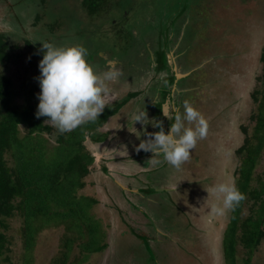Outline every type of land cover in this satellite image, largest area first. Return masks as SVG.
Here are the masks:
<instances>
[{"label": "rangeland", "instance_id": "rangeland-1", "mask_svg": "<svg viewBox=\"0 0 264 264\" xmlns=\"http://www.w3.org/2000/svg\"><path fill=\"white\" fill-rule=\"evenodd\" d=\"M108 5L90 14L81 0H0V35L5 36L12 54L8 62L0 64V76L12 80L18 93L15 103L22 105L30 93L40 91L34 79L39 75L37 65L41 55L36 54L39 42L80 44L88 50L86 60L98 73L114 64L129 78L127 86L125 79L108 82L111 92L105 98L104 109L113 107L127 91H139V96L126 102L114 115V129L123 128L125 138L130 129L141 140L145 139L143 132L156 130L150 125L133 123L130 114L135 110H144L149 120L158 117L164 124L165 115L160 119L162 108L164 113L174 107L183 112L184 101L204 117L206 135L197 141L189 160L179 170L167 164L159 169H147L144 172L147 174H138L139 183L150 185L137 186L141 191L145 189V193L161 185L162 178L180 184L177 190L172 189L174 194L170 192L161 202L158 194H127V202L134 205L132 211L141 210L144 219L140 214L135 216L134 212L125 211L122 202L131 210L125 201L118 202L117 208L122 211L116 210L104 195L105 185L84 178L86 186L81 193L97 199L93 213L100 220L101 232L109 239V245L103 252L89 254L83 260L86 254L75 242L65 264H225L221 243L230 211L223 216L207 214L212 198L204 202L205 190L220 180L234 179L243 159L236 152L245 137L253 135L258 102L252 94L261 90L264 83L259 80L264 50V0H109ZM161 30L167 33L163 42H170L164 47L163 55L167 58L172 55V61L166 63L160 58L162 52H158L160 67L169 68L165 78L163 73L150 71L154 59L151 64L143 65L139 57L144 51L143 42L152 36L160 37ZM173 55L181 60L176 61ZM152 102L157 107L149 110ZM125 121L129 128H125ZM167 122L165 133L173 121L167 119ZM50 126L52 131L47 137L53 146L60 132ZM112 135L109 141L84 142L88 151L97 155L94 166L98 154L106 156L109 147L124 142L117 131ZM144 152H138L140 159ZM261 178H264V149L251 186L255 187ZM253 202L244 206L243 219L253 214ZM160 209L163 212L158 215ZM21 221L18 216L6 220L9 252L0 259L1 264H25L26 257L28 264H59L65 251L64 229H42L33 250L26 253L19 234ZM145 221L150 222L155 232L158 228L165 230L158 243L149 227L141 241L136 237L132 244L120 238L116 240L117 234L132 238L130 230L137 232V227L145 225ZM236 256L237 264H246L248 256L240 245ZM247 264H264V239Z\"/></svg>", "mask_w": 264, "mask_h": 264}, {"label": "trees", "instance_id": "trees-1", "mask_svg": "<svg viewBox=\"0 0 264 264\" xmlns=\"http://www.w3.org/2000/svg\"><path fill=\"white\" fill-rule=\"evenodd\" d=\"M81 1L90 14L101 6L109 7V0ZM11 58L6 38L0 35V64ZM261 63L259 80L264 82V50ZM261 88L252 94L258 102L253 135L245 137L236 152L243 159L234 179L244 199L229 212L221 243L225 264H237L239 245L247 253V264L264 239V178L258 179L255 187L251 186L264 149V83ZM30 94L22 105H17L18 93L12 80L0 76V259L9 252L6 220L18 216L22 220L19 234L26 253L33 250L35 238L42 229L62 227L65 251L59 264H65L75 242L86 254L84 260L89 254L103 252L109 245V239L101 232V222L93 213L97 199L81 193L86 186L84 178L95 161L84 142L105 141L107 135L100 129L138 92L129 93L113 107L104 109L97 120L60 133L53 146L47 137L52 127L44 123V117L35 116L38 100L35 93ZM250 201H254L253 214L243 219V208ZM130 231L138 236L134 230ZM28 263L26 257L25 264Z\"/></svg>", "mask_w": 264, "mask_h": 264}, {"label": "clouds", "instance_id": "clouds-1", "mask_svg": "<svg viewBox=\"0 0 264 264\" xmlns=\"http://www.w3.org/2000/svg\"><path fill=\"white\" fill-rule=\"evenodd\" d=\"M39 75L34 79L40 91L35 116L44 117V123L52 125L58 132H71L89 121L97 120L106 107V97L111 89L108 82H115L121 72L110 64L102 74L87 62L88 50L80 44H56L39 42ZM183 112L174 107L171 112L163 113L172 120L165 133L159 120H149L144 110L137 109L130 114L133 123L150 125L158 131L143 132L144 140L138 144V150L151 152L154 164L163 162L179 170L189 160L197 141L206 135V122L202 114L191 103L184 101ZM95 159V156H93ZM176 187V186H175ZM204 202L212 198L206 208L207 214L226 215L244 199L235 180H220L205 190ZM203 202V203H204Z\"/></svg>", "mask_w": 264, "mask_h": 264}, {"label": "crops", "instance_id": "crops-1", "mask_svg": "<svg viewBox=\"0 0 264 264\" xmlns=\"http://www.w3.org/2000/svg\"><path fill=\"white\" fill-rule=\"evenodd\" d=\"M140 124V123H139ZM114 125H116V119L115 116H112L108 122L100 129L101 133H105L107 135V141H109V138L112 135V132L117 131V136L121 137L123 136V139H120L124 142H119L116 146H114L112 148L109 147V149L106 150V156H101L98 154V163H96V166H92V170H90L89 175L86 177V180L89 181V179L94 180V184L97 185H105L106 187V193H104V195L108 198L109 201L112 202V205L114 206V208L116 210H119L120 212L122 211V208L120 206L121 209H118V202L121 201H125L127 202L125 196L127 194L130 195H138V194H143L145 196H148L149 194H158L159 195V199L160 202L162 200V198H168V194L173 193V190H177V187L179 188V183L178 182H172V181H167L165 178H162L161 181V185L159 186H155V188H149V190L147 191V193H145L146 191L141 189H138V185H146L147 187H149L150 185L147 183H139L138 179V174L139 173H144L147 172L145 170L150 169V168H161V167H165L167 166L166 162L162 161L161 158V162L160 163H156L154 164L150 159L153 157V155H144V157H141L142 159L139 158L140 154L138 153L141 150H138L137 146L138 144L141 142V137L137 136V135H133L132 134V130L130 129V132L127 134L128 138H125L123 134L124 129L122 128L119 129H114ZM125 128H129L128 127V123H126V121L124 122ZM134 137V139L132 140V138ZM127 140V141H125ZM105 142V141H104ZM92 144H96L91 142ZM121 143H125V144H121ZM111 149V150H110ZM141 153V152H140ZM111 154L112 158L108 157V155ZM155 166V167H152ZM147 174V173H144ZM143 174V175H144ZM145 178V177H144ZM136 179V181H135ZM144 180V179H143ZM146 180V179H145ZM144 180V181H145ZM102 181L103 184H100V182ZM134 186L136 188H134ZM176 186V187H175ZM156 189V190H154ZM173 189V190H172ZM143 200V199H142ZM123 203V202H122ZM122 207L124 208L125 211H128V213L130 212H134L135 216L137 214H140L142 216L143 212L141 210H138L136 208V210L132 211V208L134 209V205L132 203H128V205L131 207V210L126 207L124 205V203L122 204ZM119 207V206H118ZM198 210V209H197ZM161 212H163L161 209L157 212V214L159 215ZM197 213V215H199L200 213H198V211H195ZM196 215V216H197ZM143 217V216H142ZM197 217H200L197 216ZM144 219V217H143ZM147 222V223H146ZM141 223V222H139ZM145 225H140V228L137 227L138 232H135L136 230H134V232L136 234H138V236H135L133 234V232H131L132 238H127L126 235H116V240L118 238H120L124 241V242H130V244H132L133 242V237H136L138 240H142L143 236H146L148 232V227L150 228L149 231H151L150 234L153 233V235L155 236V239L158 243L159 241V236L160 235H164L166 234L164 229H160L158 228V230L155 232L154 228L152 227V225L150 224V222L145 221L144 222ZM150 237V236H148ZM135 239V240H137Z\"/></svg>", "mask_w": 264, "mask_h": 264}, {"label": "flooded vegetation", "instance_id": "flooded-vegetation-1", "mask_svg": "<svg viewBox=\"0 0 264 264\" xmlns=\"http://www.w3.org/2000/svg\"><path fill=\"white\" fill-rule=\"evenodd\" d=\"M160 30V29H159ZM158 30V31H159ZM157 31V32H158ZM162 34H163V36H162ZM165 34H167V33H165V32H163L162 30H161V33H160V37H158V38H154L153 36L151 37V38H147L146 40H145V42H143V48H144V51L143 52H141L140 54H139V57H142V60H143V65H147L148 63L149 64H151V60L152 59H154V64L152 65V67H151V69H150V71H155V73H157L158 75H162V73L164 74L163 76V78H165V77H168V75H169V68H167V69H164L162 66L160 67V62H161V60H159L158 59V52H159V50L162 52V53H159L160 55H161V57L160 58H162V60H163V57H164V61H166V63H168L170 60L172 61V55L170 56H168V58L165 56V55H163L164 54V47L165 46H168L169 45V43L170 42H168V41H166V42H163V38H164V36H165ZM178 48V46H176V49ZM179 55V54H178ZM178 55H175V57H176V61H180L181 59L180 58H177V56ZM173 57H174V55H173ZM174 57V58H175ZM145 61V62H144ZM147 61V62H146ZM150 61V62H149ZM122 63H124V61L122 60ZM121 63V64H122ZM120 64V65H121ZM142 64V63H141ZM162 64V63H161ZM119 65V66H120ZM140 65V64H139ZM168 67V66H167ZM121 70H122V68H121ZM183 77H185V75L183 76ZM119 79H121V81H123L124 79H125V82H126V84H125V86H127V85H129L128 83H129V78L127 77V75H122L121 74V76L119 77ZM165 82H167V81H165ZM165 82H164V84H165ZM178 86V85H177ZM177 86H176V88H177ZM175 88V89H176ZM163 90V89H162ZM161 90V91H162ZM117 91H119V90H117ZM116 91V92H117ZM135 91H133V90H130V91H127V93H126V95H125V97L129 94V93H134ZM136 92H138V95L137 96H139V91H137L136 90ZM136 96V97H137ZM136 97H134V98H132V99H130V100H133V99H135ZM124 98V97H123ZM122 100V98L119 100V101H121ZM118 101V102H119ZM154 104H156V103H151V107H150V109L149 110H152V108H155V107H157V106H155ZM159 107V112L161 113V110L163 111L162 113H161V120L163 119V113L165 112V110H164V107L162 108V109H160V106H158ZM157 109V108H156ZM157 110V111H158ZM150 115L152 116L153 114L152 113H150ZM155 116V115H154ZM153 117V116H152ZM111 118V117H110ZM109 118V119H110ZM156 118V120H159L158 119V117H155ZM108 119V120H109ZM154 119V118H153ZM108 120H107V122H108ZM106 122V123H107ZM167 125H168V122H167V119L164 117V124H162V121H161V126L164 128V127H167ZM154 130V129H153ZM159 129H156L155 131H158ZM166 130V129H165ZM140 152H142V150L140 151ZM145 154L144 155H153L151 152H144ZM94 154V153H93ZM95 156V158L97 157V155H94ZM97 163H98V160H97Z\"/></svg>", "mask_w": 264, "mask_h": 264}]
</instances>
